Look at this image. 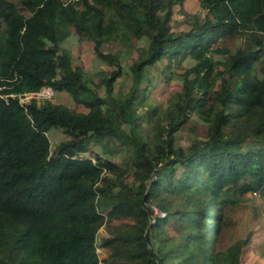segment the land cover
Here are the masks:
<instances>
[{
  "label": "trees",
  "instance_id": "1",
  "mask_svg": "<svg viewBox=\"0 0 264 264\" xmlns=\"http://www.w3.org/2000/svg\"><path fill=\"white\" fill-rule=\"evenodd\" d=\"M180 1L18 0L24 15L0 0V264H99L100 228L104 264H240L249 236L219 241L236 196L264 197V0H199L203 17L173 32ZM70 31L113 67L99 77L106 97L60 48ZM241 35L248 50L229 53L225 41ZM142 37L148 45L128 68L129 91L114 96L122 66L101 46L132 50ZM187 56L194 63L179 73L178 99L148 118L152 136L134 132L145 70ZM42 87L86 112L19 101ZM191 113L205 121L204 138L176 146ZM51 129L66 136L54 148ZM115 141L126 144L123 167L84 155L92 143Z\"/></svg>",
  "mask_w": 264,
  "mask_h": 264
},
{
  "label": "rangeland",
  "instance_id": "2",
  "mask_svg": "<svg viewBox=\"0 0 264 264\" xmlns=\"http://www.w3.org/2000/svg\"><path fill=\"white\" fill-rule=\"evenodd\" d=\"M12 1L17 5L18 10L22 14H28L20 7L18 0ZM204 14L205 11L200 7L199 0H181L180 4H175L172 7L171 30L173 32L186 31L190 26L191 18L195 16L202 18ZM129 43L132 46V50L117 42H108L101 46V50L105 53L118 54L122 66V74L113 84L112 91L114 96L118 94L123 95L129 91L131 78L128 68L138 55L146 50L148 39L146 37H142L141 39L133 38ZM225 43L230 48L229 53H234L239 49L246 51L250 45L245 35L232 37L231 39H227ZM59 46L62 50L68 52L72 65L81 68L88 86L94 91L95 95L106 97L103 85L99 84V77L103 73L111 71L113 67L96 57L91 43L84 39H79L70 31L68 36L59 42ZM222 57L221 55H215L214 59H222ZM193 63L194 61L191 57L187 56L182 62L171 65L170 69L167 70L165 67L166 61L163 59L145 70L147 81L143 83L142 88L146 91V97L142 106H136L137 120L134 132H142L146 136H152L153 130L148 118L161 115V112L166 110L171 102L178 99L182 93V83L179 73L192 66ZM169 71L173 73L170 74ZM30 100H35L37 103H40L42 100H49L52 103L64 104L75 111L86 112V108L75 103L64 92H53L48 97L42 94L34 96L28 93L19 99L21 103H29ZM150 109L154 110L153 115L148 113ZM205 126V121L199 115L191 113L188 122L174 134L175 145L184 148L193 139L204 138ZM122 128L128 132L125 124L122 125ZM46 135L51 148H54L60 140L66 138L60 130L51 129ZM125 147L126 144H121L118 141L105 146L100 143H92L84 155L92 157L91 153L93 152L123 167V164L126 162L125 160H127L126 155L128 154ZM235 201V207H232L227 214L230 224L229 229L221 235L219 245L225 246L229 242L245 238L248 235L249 243L241 248L240 264H264V197L256 193H246L244 196H236ZM154 211L156 212V209ZM170 227L169 232L173 234ZM104 234V229L100 228L97 233L96 242V252L100 260L99 264H104L103 259L108 254V250L100 245V239Z\"/></svg>",
  "mask_w": 264,
  "mask_h": 264
},
{
  "label": "built area",
  "instance_id": "3",
  "mask_svg": "<svg viewBox=\"0 0 264 264\" xmlns=\"http://www.w3.org/2000/svg\"><path fill=\"white\" fill-rule=\"evenodd\" d=\"M52 93H53V90L50 87H42L39 91L33 92V93H29V94L30 95H34V96H36L37 94H42L45 97H48V96L52 95ZM24 95H26V94H24Z\"/></svg>",
  "mask_w": 264,
  "mask_h": 264
}]
</instances>
